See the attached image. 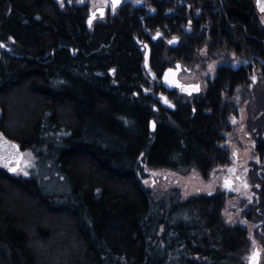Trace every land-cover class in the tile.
<instances>
[{
    "label": "trees",
    "instance_id": "16d2710c",
    "mask_svg": "<svg viewBox=\"0 0 264 264\" xmlns=\"http://www.w3.org/2000/svg\"><path fill=\"white\" fill-rule=\"evenodd\" d=\"M75 1L0 0V130L36 157L29 177L0 167V264H246L247 231L225 222V192L158 199L143 168L208 178L228 164L221 143L239 106L263 165L264 76L256 84L251 65H222L206 97L161 105L153 92L162 86L134 40L137 17L122 12L88 30ZM203 3L192 34L167 16L181 39L166 64L200 62L204 48L206 61L230 62L233 51L264 75L254 0ZM160 51L151 46L155 72ZM224 94L232 104L223 105ZM262 172L248 202L264 212ZM50 179L57 189L46 188Z\"/></svg>",
    "mask_w": 264,
    "mask_h": 264
},
{
    "label": "rangeland",
    "instance_id": "374dc122",
    "mask_svg": "<svg viewBox=\"0 0 264 264\" xmlns=\"http://www.w3.org/2000/svg\"><path fill=\"white\" fill-rule=\"evenodd\" d=\"M57 1L61 8H65L67 0ZM135 1L137 0H132V2ZM173 1L177 2L178 4H182L181 6L183 7L181 8V14L184 11H187L198 17L200 14L203 15L204 13L200 7V4L199 6L194 7L191 2H186V0H168V2ZM220 1L222 5H226L227 0ZM213 2L214 1H212V3ZM82 3L89 4V6H91L94 10L104 6L108 7L110 10L112 9L110 0H76L75 2V4ZM178 12V9L170 8L166 10L165 14L167 16H172ZM257 14L260 23L264 28V13L257 12ZM192 15L191 18L189 17L187 24L182 25L184 33L192 34L194 32L195 25L191 20ZM98 21L104 22V20L99 18L96 22ZM160 52V63H166L169 61L167 60L170 57L168 49L162 50ZM144 53L145 52L143 51V54ZM229 55L231 58L230 62L224 60L216 61L211 59L210 61H206L205 58H210L211 54L208 49L204 48L201 53L203 60L201 59L200 62H190L185 64L179 61L184 68L180 78L186 84L201 83V95L206 94L208 80L216 75L218 68L222 65H229L235 70L245 65H251V68H249V70H251L250 79H252L256 84L260 79H263L264 75L261 73V69L255 68L256 64H251V61L245 59L243 56L237 55L233 51H230ZM174 62H176V60L173 61V64ZM153 95L160 102V104L163 105L159 94H155L153 92ZM181 96L183 95L177 92L173 96H168V100L172 104H177L178 101L192 104L194 99L198 97ZM223 97L225 98L223 104L224 106L232 104L231 100L233 99L231 97H227L226 94H224ZM234 109H231L232 111L230 110V115L228 118V131L225 130V133H223L225 135L224 142L221 143V146L228 150V164H216L208 178H204L196 169L183 174L168 169L153 170L144 166L143 180L145 186L152 190L156 198L164 199L166 201H169L172 197H179L180 199L185 200L198 194H208L211 192L222 191L225 192L227 196V201L223 212L225 222L229 226H241L247 231L248 240L245 254L243 256L244 263H249L250 257L254 253V249L258 247L261 253V261L259 264H264V212L261 208H254L255 205H252L253 203L248 202V200L253 199V197L259 196L257 195L256 191L260 190V187L257 186V184L253 185L255 176L254 174L256 170L259 169L260 171L264 172V164L258 165L260 163H258V156L254 150V145L259 136L255 133V131L254 133H249L246 108L239 106L236 110ZM35 163V155L30 151L24 152V159L22 161L21 168L15 174V176L29 177ZM230 179L233 180L231 187L225 183L226 180ZM46 188L49 190L52 188L57 189V185L54 180L50 179L48 180ZM259 212H261V215L257 216Z\"/></svg>",
    "mask_w": 264,
    "mask_h": 264
},
{
    "label": "flooded vegetation",
    "instance_id": "af4514ba",
    "mask_svg": "<svg viewBox=\"0 0 264 264\" xmlns=\"http://www.w3.org/2000/svg\"><path fill=\"white\" fill-rule=\"evenodd\" d=\"M212 1H214V0H209L210 3H212ZM110 2H111V6H112L111 10L106 6L99 7V8H96L94 10L91 6H89V4H83V3L82 4H76L77 6L85 8V10L87 11L86 26H87L88 30L94 29V27H96L99 24H106V23H108V20H110L111 18L117 17L122 12H124L125 14L128 13L129 16L132 15V16L137 17V21L139 22V26H140L141 30L136 33V35L134 36V40L137 43V45L140 47L142 52L143 51L146 52L145 45H147V44L150 46V49H151V46L153 45L154 47L157 46L158 48H160L162 50H166L167 48H170L172 50V49H175L179 46L180 39H181L179 31H177V33H170L166 27L169 26V19H171L172 17L176 20V21H172L173 24H175V25H178L179 23H183V25L187 24V22L189 20L186 18L184 21H180V16H181L180 12H182L181 8L183 7V6H181L182 4H178L175 1L168 2V0H137L135 2H132V0H130V1L120 0L119 5L114 7L113 2L111 0H110ZM186 2H191L193 4V6L195 7V6H199V4L201 2L203 3L204 0H186ZM254 3H255V0H254ZM170 8H176L179 10V12L172 15V17H167L165 12H166V10H168ZM99 9H103V11H99ZM92 12H96V14H95L93 21H91L90 24L88 25V19L91 17ZM131 13H133V14H131ZM157 16H162L166 19L160 18L159 20L152 21V19L156 18ZM98 18L104 20V22H102V21L96 22ZM198 18H199V16L197 17L196 15L195 16L192 15L191 20L193 21L194 25H195V22L198 21ZM159 34H161V35H159ZM155 37H156V39H154ZM176 39H178V41L176 42V46L172 47L170 45V41L176 40ZM151 57H152V52H151ZM150 60H151V58H150ZM178 62L179 61H176V62H174V64L173 63L172 64L171 63L170 64L164 63L162 65V67L159 68L161 70L158 69L159 70V71H157L158 73L156 72L158 80H156L154 82H157L162 86V92H161V94H159V96L162 99V102H163L162 97L166 96L167 101L170 104H172L168 100V96H170V94L174 95L177 92L180 93L178 89H173V90H169V91L166 90L163 87L162 82H161V77L164 75L165 71L168 68L175 67L176 63H178ZM151 67H152V65H151ZM183 71H184V68H183ZM183 71H182V73H183ZM181 74H180V76H181ZM214 79H215V75L208 80L206 94L201 95L202 84L199 83L201 85V92L198 94H192L191 96H198L201 98L206 97L208 92H209V89L213 85ZM180 80H181V78H180ZM181 95L191 97L189 95H184V94H181ZM172 105L174 106V104H172ZM166 106L170 107V105H167V104H166ZM227 185L231 187V183L227 184ZM256 248L259 251V255H260L259 263H260L261 253H260L259 248L258 247H256Z\"/></svg>",
    "mask_w": 264,
    "mask_h": 264
},
{
    "label": "water",
    "instance_id": "95a60500",
    "mask_svg": "<svg viewBox=\"0 0 264 264\" xmlns=\"http://www.w3.org/2000/svg\"><path fill=\"white\" fill-rule=\"evenodd\" d=\"M111 1L113 2L114 7L118 6L120 3V0ZM255 5L258 13H264V0H255ZM99 11H101V9H99ZM95 14L96 12L91 13V17L88 19V25L91 21H93ZM154 39H156V37ZM177 41L178 39L170 41V45L172 47H175ZM145 47L146 52L144 54V67L148 75L152 78V80L156 81L158 80V77L156 72L152 69L150 63L151 49L148 44L145 45ZM182 71L183 67L180 62L176 63L175 67L168 68L165 71L164 75L161 77L163 87L168 91L178 89L181 94L189 96H191L192 94L200 93L201 85L199 83L186 84L180 80V74L182 73ZM162 98L165 104L170 105V107H173V105L167 101L166 96H163ZM151 130H156V124L154 121L151 122ZM23 159L24 151L22 150L21 146L18 143L9 140L0 130V167L6 169L10 174L15 175L21 168ZM225 182L227 184H230L233 182V180L230 179L226 180ZM259 259V251L256 248L254 250L253 255L250 257L248 264H258Z\"/></svg>",
    "mask_w": 264,
    "mask_h": 264
},
{
    "label": "snow or ice",
    "instance_id": "6c2138e0",
    "mask_svg": "<svg viewBox=\"0 0 264 264\" xmlns=\"http://www.w3.org/2000/svg\"><path fill=\"white\" fill-rule=\"evenodd\" d=\"M101 11H103V10L101 9ZM169 71H171V70H169ZM257 255H258V253H257Z\"/></svg>",
    "mask_w": 264,
    "mask_h": 264
}]
</instances>
